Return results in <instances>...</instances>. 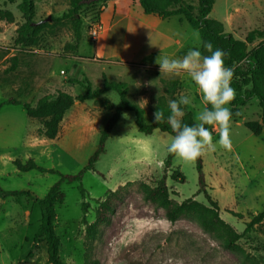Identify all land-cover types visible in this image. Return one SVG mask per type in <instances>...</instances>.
I'll list each match as a JSON object with an SVG mask.
<instances>
[{"label":"rangeland","instance_id":"1","mask_svg":"<svg viewBox=\"0 0 264 264\" xmlns=\"http://www.w3.org/2000/svg\"><path fill=\"white\" fill-rule=\"evenodd\" d=\"M117 1L125 9L136 1L137 5L131 9L144 21L145 14L138 0H125L126 4L124 0ZM184 1L198 7V0ZM33 2L34 21L45 26L22 43L19 29L25 20L18 4L0 2V10H8L15 17L13 23L0 21V187L5 191H28L43 198L61 179L56 173L20 172L15 166L16 160L25 163L33 159L39 166L62 175L81 172L97 149L101 131L119 102L113 92L98 99L75 102L66 112L57 138L48 140L41 134L42 120L29 118L24 106L10 103L11 99L35 107L42 97H56L60 91L72 97L83 95L87 83L93 89L102 88L106 78L127 83L128 99L146 110L148 123L154 122L152 107L163 96L169 102L178 100L181 94L189 95L192 103L184 106V112L193 118L204 107L200 93L188 77L162 75L156 63L162 53L176 59L191 48L201 51V35L199 40L195 39L192 35L195 29L186 21H180L179 17L164 21L167 29L172 27L166 33L171 31L174 39H165L158 25L152 22L150 25L137 23L121 49L114 50L113 44L107 45V41L97 44L99 33H94L101 23L106 1L88 2L82 8L80 40L66 20L62 24L52 22V17L60 18L68 11L67 0ZM211 16L221 21L236 39L244 40L249 31L264 29V0H216ZM160 30L165 34L163 28ZM259 42L258 39L250 48ZM239 115L231 120V151L218 147L201 158L206 190L220 206L221 219L237 233H243L245 222L264 207V132L255 136L244 126L246 121L261 119L257 99L241 107ZM207 127L211 130V126ZM171 137L158 130L151 135L140 133L135 114L124 112L96 164L100 174L86 171L81 181L61 185L65 200L56 205L54 230L60 239L59 255L65 263L84 264L85 261L86 225L82 223V204L88 203L86 220L92 224L96 221L97 200H103L121 186H129L128 197L119 207L113 224L104 228L95 241L94 252L99 264H174L167 257L159 258L163 256V247L171 249L182 246L185 241L190 242L192 250L200 248L205 253H213L215 263L236 264L234 257L222 252L221 239L207 235L195 217L171 222L163 208L145 199L140 184L153 187L166 175L173 203L193 197L209 207L205 195L197 192L196 161L186 164L174 158L170 167L165 166L166 147ZM218 139L217 129L213 140ZM80 185L87 191L86 198L81 194ZM227 210L243 214L245 219H238ZM41 218L40 204L32 196L0 198V264H49L46 242L42 238L35 240ZM238 245L264 264V221L245 234Z\"/></svg>","mask_w":264,"mask_h":264},{"label":"trees","instance_id":"2","mask_svg":"<svg viewBox=\"0 0 264 264\" xmlns=\"http://www.w3.org/2000/svg\"><path fill=\"white\" fill-rule=\"evenodd\" d=\"M102 1L107 0H67L69 4L68 11L60 18L52 17V22L62 24L66 20L71 24L76 39L80 40L82 27L80 11L88 2L98 3ZM138 1L147 15H155L163 20L180 17L193 29L198 30L202 39L201 52L203 55L209 54L203 47V44L206 42H211L214 49L219 48L225 51V65L227 67H234L235 69L231 85L236 93L235 99L230 105L232 118H238L240 116L239 109L246 106L252 100L257 99L261 109V119L246 121L244 126L253 135L261 136L264 130V29L249 31L244 40L236 39L231 33L225 30L224 24L221 21L211 16L216 0H198L197 8L184 0ZM0 2L4 4H18V9L25 20V23L19 29L20 43L45 26V24L37 25L34 21L35 8L33 0H0ZM14 20L15 17L12 12L0 10V21L13 23ZM258 39L260 42L255 47L250 48V45ZM14 64H16L15 60ZM171 82L175 84V82ZM85 88L86 93L76 97H72L63 91L58 92L56 97L46 95L38 100L35 107L30 104H23L16 99L9 101L14 105H23L29 118L42 120V136L48 140H55L59 134L60 124L66 112L75 102L98 99L110 92L116 93L119 98L113 115L101 131L97 149L89 158L86 167L77 175H62L54 169H45L39 166L33 159H29L25 163L21 160H16L14 163L20 172L36 170L41 173H56L60 175L61 179L50 188L47 195L43 198L35 197L28 191H5L0 187V198L2 199L10 196L29 195L40 204L42 218L35 240L42 238L46 242L49 264H67L60 258V239L54 230L56 205L62 204L65 200V194L61 189V185L64 182L74 183L81 181L86 171H93L100 174L96 170V164L105 153L107 141L114 127L120 121L122 114L124 112H133L135 114V123L138 131L144 135H151L156 130L171 136L174 135L170 125L167 123V117L170 113L166 97H160L152 107L153 114H155L158 108L164 111V120L159 124L155 120L152 123H148L146 120V110L128 99L127 83L109 81L105 78L102 88L93 89L90 83H87ZM183 122L192 125L195 123V120L192 114L186 113L183 117ZM173 159L174 156L168 153L165 161L167 168L171 166ZM196 169L199 177V189L197 192L205 195L209 207L198 203L193 197L185 199L180 203H173L170 199L166 175L157 181L153 187L140 184L145 199L163 208L166 218L171 222H175L181 218L195 217L207 235L221 239L220 247L222 248V252L234 257L236 264H261L257 257L242 250L238 245V241L245 234L254 231L255 227L264 221V207L260 213L255 216H250L251 218L245 222V230L243 233H237L221 219L219 215L220 206L207 193L201 157L196 160ZM128 187L121 186L114 191H110L103 200H97L96 221L92 224H88L86 220L88 203L84 202L82 204V223L86 225L87 252L84 264H99V260L96 258L94 252L95 241L102 235L104 228L110 227L113 224L114 216L128 197ZM80 191L83 198H86L87 191L82 185H80ZM227 212L238 219H245L243 214L231 210H227ZM189 243L185 241L182 246L176 245V247L171 249L163 247V256L159 258L164 260L167 257L169 259L166 260H172L174 264H226L225 261H218L219 263L213 262V253H205L200 248L192 250Z\"/></svg>","mask_w":264,"mask_h":264},{"label":"clouds","instance_id":"3","mask_svg":"<svg viewBox=\"0 0 264 264\" xmlns=\"http://www.w3.org/2000/svg\"><path fill=\"white\" fill-rule=\"evenodd\" d=\"M193 37L200 39L198 31ZM208 55H203L198 48H191L182 58L172 59L162 53L156 59L161 74L186 76L195 85L201 95L204 107L195 116V123L183 122L184 106L192 103L189 95L181 94L179 99L168 102L169 115L167 123L174 135L166 147V151L183 163H191L217 148L231 151V120L230 105L235 99V89L231 86L234 67L225 65L224 50L213 48L211 42L203 44ZM155 121L159 124L164 120V111L160 108L155 112ZM124 118L128 119L127 114ZM211 126V130L209 127ZM218 129L219 139L213 140V132ZM122 139V138H121Z\"/></svg>","mask_w":264,"mask_h":264},{"label":"crops","instance_id":"4","mask_svg":"<svg viewBox=\"0 0 264 264\" xmlns=\"http://www.w3.org/2000/svg\"><path fill=\"white\" fill-rule=\"evenodd\" d=\"M117 2V0H107L105 6L103 7V11L100 17L102 31L97 37V44L99 43V41H107V45L111 43L113 44L114 50H120L123 43H125L126 37L130 29L133 25H136L137 23L149 24L150 22H152L153 25H158L157 29L158 31H160L161 35H164L165 39L175 38L174 34H172L171 31H169V34L166 33L168 30H172V27L167 29L164 23L165 20L169 21L172 20V18L174 17L163 20L158 16L145 14L142 8L143 14H145V17L143 18L144 21H146V19L150 20L144 22L141 21L142 19H138L137 16L134 14L133 9H131V7H135L137 5L136 1H132L131 5L129 4L130 7L128 6V8L126 9L120 8V5H118ZM123 2L126 4L125 0ZM179 20L184 21L180 17ZM161 28L165 30V34L163 33V30H160ZM176 42H180L179 39L176 40Z\"/></svg>","mask_w":264,"mask_h":264},{"label":"built area","instance_id":"5","mask_svg":"<svg viewBox=\"0 0 264 264\" xmlns=\"http://www.w3.org/2000/svg\"><path fill=\"white\" fill-rule=\"evenodd\" d=\"M101 29H102V24L99 23V24L97 25V27L95 28L94 33H95V34L100 33Z\"/></svg>","mask_w":264,"mask_h":264},{"label":"water","instance_id":"6","mask_svg":"<svg viewBox=\"0 0 264 264\" xmlns=\"http://www.w3.org/2000/svg\"><path fill=\"white\" fill-rule=\"evenodd\" d=\"M51 18H49V20H50Z\"/></svg>","mask_w":264,"mask_h":264}]
</instances>
